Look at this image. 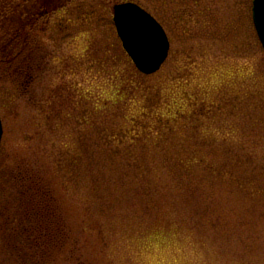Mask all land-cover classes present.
Segmentation results:
<instances>
[{"label": "rangeland", "instance_id": "1", "mask_svg": "<svg viewBox=\"0 0 264 264\" xmlns=\"http://www.w3.org/2000/svg\"><path fill=\"white\" fill-rule=\"evenodd\" d=\"M16 1L21 14L24 2ZM123 1L145 8L168 36L154 74L136 69L117 36L112 7ZM40 7L28 16L39 43L31 78L10 77L0 62L4 159L52 161L88 149L75 177L59 181L68 232L46 264H121L131 256L135 264H264V49L252 0ZM1 38L0 30V45ZM191 160L201 164H180ZM231 174L254 182L238 185ZM138 212L160 227L124 238L127 252L118 254L111 230ZM0 264L11 263L0 256Z\"/></svg>", "mask_w": 264, "mask_h": 264}, {"label": "trees", "instance_id": "2", "mask_svg": "<svg viewBox=\"0 0 264 264\" xmlns=\"http://www.w3.org/2000/svg\"><path fill=\"white\" fill-rule=\"evenodd\" d=\"M42 1L22 0L26 11L20 14L16 0H0V62L6 65L8 75L15 79L18 74L23 81L31 78V60L39 43H35L28 16L38 14ZM21 15L27 16L25 21L20 18ZM17 58L18 62L14 65ZM117 103L118 101L113 105ZM87 150V145L84 144L81 145L79 154L62 151L52 161L27 155L6 163V155H3L5 152L0 147V256L5 260L11 264H46L58 255V250L66 241L68 230L59 212L57 188L65 175L75 177L77 171L81 170V164L84 165L83 151ZM180 164L194 167L201 162L191 160L186 165L180 161ZM187 170L186 173L191 174L190 169ZM230 180L248 187L254 182L251 178L235 174L230 175ZM207 216L221 217L209 212ZM141 219H144L143 214L138 212L125 221L124 226L111 230L114 231V241H119L114 246V251L118 254L127 252L124 238L140 239L160 227L156 221L147 224ZM135 259L131 256L121 264L138 263Z\"/></svg>", "mask_w": 264, "mask_h": 264}, {"label": "water", "instance_id": "3", "mask_svg": "<svg viewBox=\"0 0 264 264\" xmlns=\"http://www.w3.org/2000/svg\"><path fill=\"white\" fill-rule=\"evenodd\" d=\"M252 19L264 49V0L252 1ZM113 22L122 47L136 69L145 75L157 72L168 56L169 41L162 26L133 2L113 6ZM3 126L0 118V142Z\"/></svg>", "mask_w": 264, "mask_h": 264}]
</instances>
